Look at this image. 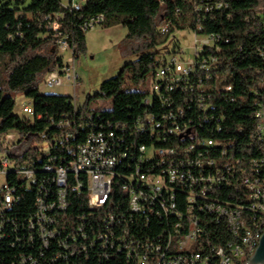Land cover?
I'll return each instance as SVG.
<instances>
[{"label": "trees", "instance_id": "trees-1", "mask_svg": "<svg viewBox=\"0 0 264 264\" xmlns=\"http://www.w3.org/2000/svg\"><path fill=\"white\" fill-rule=\"evenodd\" d=\"M62 12H65L62 31L68 36L76 57L85 50L86 30L81 25L86 20L102 15L101 26L121 25L126 30L125 53L137 58L127 63L116 77L104 81L94 95L96 99H109L110 111H90L91 98L83 107H77L71 97L38 93L43 77L61 63L54 40L47 34L46 18ZM164 23H168L169 28L168 33L162 35L160 28ZM263 23L264 0H87L81 10L74 13L64 10L62 0H0V147L3 136L8 133H16L20 141L28 136L40 139L44 134L47 140L55 142L48 155L38 146H30L23 156H13L16 166L26 165L36 172L34 185L27 187L17 179L21 178V170H6L3 184L15 188L20 196L9 216L19 215L25 237L30 233L25 223L36 209V199H51L54 191L53 173L45 172L44 167L66 166L73 158L72 148L83 142L90 131L127 124V132H115L125 138L127 146L150 144L146 135L132 134L130 130L136 118L145 111L161 113L166 110L155 97L152 101L148 99V105L153 108L144 104L148 95L145 87L149 80L155 79L165 61L164 58L158 60L155 50L179 31H196L200 27L198 33L216 37L214 45L205 48L197 58L198 61L207 60L208 72L197 69L189 75L187 83L181 84L182 90L175 88L169 96L173 108L183 110L188 123L186 129L196 128L199 138L218 143L208 151L216 162L214 170L229 169L230 175L226 176L233 179L231 186H221L219 202H237L243 193L239 182L242 176L264 178V139L258 140L260 132L255 118L258 106L264 102ZM178 49L175 45L166 54ZM199 80L209 106L205 111L195 107L194 102V85ZM224 87L229 90L225 91ZM18 92L32 102L34 118L26 115L20 118L14 113L13 94ZM68 118V127H56L58 122ZM185 144H193V137H186V140L170 137L157 146L179 153ZM113 202L123 214H128L127 201L117 188ZM4 211L6 208H0V215L6 214L2 213ZM182 212H190V202L173 206V213ZM106 213V208L99 212L88 209L84 183L82 190L69 193L66 209L56 214L57 233L48 247L37 242L34 246L27 243L12 246L13 233L9 239L0 240V264H20V254H30L40 264H135L136 259L125 253L127 244L134 239L159 242L160 235L170 227L157 220L147 226L141 222L134 228L128 225L129 236H120L122 239L118 241L120 252L124 253L110 251L97 241L89 246L92 237L104 228L101 219ZM81 216L87 221L81 223ZM205 217L202 219L207 237L217 243L220 236L226 235L225 224L209 223V218ZM255 224L257 222H249L251 228ZM78 227L84 230L86 240L77 236ZM115 232L116 237L121 234V231ZM201 239L202 230H199L193 246L180 250V254L201 253Z\"/></svg>", "mask_w": 264, "mask_h": 264}, {"label": "built area", "instance_id": "built-area-1", "mask_svg": "<svg viewBox=\"0 0 264 264\" xmlns=\"http://www.w3.org/2000/svg\"><path fill=\"white\" fill-rule=\"evenodd\" d=\"M86 2L87 0H62V6L66 12L74 13L80 11ZM64 14L62 12L46 18L45 28L54 40L57 58L61 59V63L54 66L42 81L47 88L60 87L67 83L74 91L80 78L75 71L77 57L68 42V36L62 31ZM103 21V16L99 15L86 20L81 28L88 31L95 26H101ZM168 28L169 24L164 23L160 28L161 34H167ZM200 30L197 27L196 31L176 32H192L195 37L201 38L200 42L195 39L194 58L190 63L183 66L176 59L182 52L178 49L168 54L163 66L155 74L152 85L155 101L160 100L166 110L161 113L145 111L133 123L130 130L133 131L132 134L146 135L150 144L127 146L125 138L115 133L118 130L122 134L127 132V124L116 125V128L110 127L107 130L90 131L83 142L72 148L73 158L66 166L44 167L45 172L53 173L54 191L51 199H36V209L25 223L30 231L27 238L21 231L24 225L19 224V215L16 218L9 216L20 196L16 194L15 188L0 183V208H6V215H0L1 241L4 238L9 239L15 233L12 246L16 243L19 246L26 243L34 246L37 242L45 248L48 247L50 239H54L57 233L56 214L66 209L69 193L79 192L85 183L88 209L99 212L106 208L108 211L101 219L104 228L92 237L89 246L97 241L110 251L124 253L120 252L118 241L129 236L126 232L127 226L131 224L134 228L139 222L147 226L152 220H157L170 225L160 235L159 242L134 239L127 244L125 253L136 259L135 264H232V259H241V264H247V255L253 245V241H249V222H257L258 239L259 232L264 229V178L242 176L239 182L243 193L237 202L220 203L221 186H231L233 179L226 176L230 175L229 169L214 170V157L208 151L218 143L212 139L199 138L194 127V130L186 129L188 123L183 110L174 109V104L170 102L169 93L175 88L182 90L181 84L187 83L189 75L194 74L197 69L208 72L207 60L198 61L197 58L205 48L214 45L216 37L200 34ZM65 53L70 54L66 61L63 59ZM209 63L211 61L208 59ZM206 78L209 79L208 75ZM194 88L195 107L207 110L209 106L205 102L204 88L200 80L195 83ZM224 90L228 91L229 88L224 87ZM165 94L168 96L164 97ZM72 102H75L73 98ZM144 104L153 108V105H148V99ZM257 109L258 117L255 118L256 124L260 125L259 140L264 139V102ZM22 113L30 118L35 117L30 105H24ZM192 124L196 126L194 121ZM69 125L68 118L58 122L56 127L66 128ZM170 137L185 140L186 137H193V144H185L179 153L171 148L157 146L168 141ZM20 140L16 133L3 136L0 147V175L4 177V170L19 169L21 178L17 179L29 187L37 182L36 172L26 165L16 166L13 156H23L30 146H38L48 155L55 142L47 140L44 134L40 139L28 136ZM20 145L25 146L18 153L15 150ZM221 155L225 153L221 152ZM116 188L127 201V215L121 212L119 206L114 205L113 194ZM182 202H190V212L173 213V206H181ZM202 216L209 218V223L224 222L226 235L220 236L217 243L207 237ZM80 219L83 220L81 223L87 221L83 216ZM194 230H202L201 259H180V250L189 249V239ZM115 231H121V234L116 237ZM77 232L79 238L87 239L83 229L78 227ZM73 254L74 251L71 252ZM35 259L30 254H20L19 263L40 264Z\"/></svg>", "mask_w": 264, "mask_h": 264}, {"label": "rangeland", "instance_id": "rangeland-1", "mask_svg": "<svg viewBox=\"0 0 264 264\" xmlns=\"http://www.w3.org/2000/svg\"><path fill=\"white\" fill-rule=\"evenodd\" d=\"M126 30L121 25L112 27L95 26L85 33V50L77 54L75 59V71L80 78L77 88L73 91L67 83L60 87L47 88L41 81L38 85L40 95H55L71 97L75 100L77 107H83L88 98H91L88 109L90 111H110L111 101L109 99H96L95 93L100 85L111 78L116 77L124 66L137 58V56H127L124 49V39ZM195 39L200 42V37H195L192 32L176 33L170 36L167 42L158 47L155 52L158 60L167 59L168 51L175 45L182 51L176 59L186 66L194 58ZM70 57L69 53L63 56L64 61ZM153 79L146 84L145 90L148 92L147 99L153 100L152 91ZM15 101L14 113L20 118L25 117L22 113L24 105L32 106V102L22 93L13 94ZM15 151L20 153L25 145H20ZM5 182V176L0 175V183Z\"/></svg>", "mask_w": 264, "mask_h": 264}, {"label": "bare ground", "instance_id": "bare-ground-1", "mask_svg": "<svg viewBox=\"0 0 264 264\" xmlns=\"http://www.w3.org/2000/svg\"><path fill=\"white\" fill-rule=\"evenodd\" d=\"M256 117H258V110L256 112ZM257 129L260 132V125L259 124L257 126ZM6 174H7L6 170H4V176ZM263 208H264V201H263ZM2 213H6V211H4ZM3 215H6V214H3ZM198 233H199V230H194L193 236H191V238L189 239V249L193 246V243H194L195 238H196ZM263 233H264V229H262V231L259 232V239H258L257 224H255L254 228H251L249 226V241H253V245H252V247H250L249 255H247V263L250 260V258H252L253 254L255 252V249L258 245V242H259L261 236L263 235ZM189 249H186V250H189ZM180 259H201V253L200 252H191L190 254H180ZM232 264H241V259H232Z\"/></svg>", "mask_w": 264, "mask_h": 264}, {"label": "water", "instance_id": "water-1", "mask_svg": "<svg viewBox=\"0 0 264 264\" xmlns=\"http://www.w3.org/2000/svg\"><path fill=\"white\" fill-rule=\"evenodd\" d=\"M247 264H264V233L261 236L255 252Z\"/></svg>", "mask_w": 264, "mask_h": 264}]
</instances>
